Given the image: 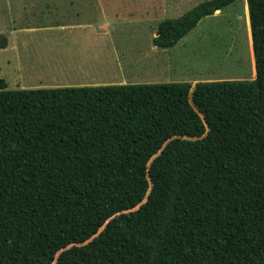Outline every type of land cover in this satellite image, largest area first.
<instances>
[{
    "label": "trees",
    "instance_id": "1",
    "mask_svg": "<svg viewBox=\"0 0 264 264\" xmlns=\"http://www.w3.org/2000/svg\"><path fill=\"white\" fill-rule=\"evenodd\" d=\"M235 1L161 21L154 44ZM248 6L251 80L0 78V264H264V0Z\"/></svg>",
    "mask_w": 264,
    "mask_h": 264
},
{
    "label": "rangeland",
    "instance_id": "2",
    "mask_svg": "<svg viewBox=\"0 0 264 264\" xmlns=\"http://www.w3.org/2000/svg\"><path fill=\"white\" fill-rule=\"evenodd\" d=\"M203 1L0 0V34L11 41L7 48H0V78L6 80L9 89L83 86L79 83L95 86L189 81L195 85L199 81L254 79L249 6V16H244L243 0L204 17L174 47L154 44L161 21L182 16ZM32 16H126L117 24L116 33L117 42L123 43L120 52L124 71L120 73L116 66L111 76L92 80L60 79L46 77L44 71L20 70L23 66L17 62L14 47L19 41L43 42L46 36L44 31L26 30L37 22Z\"/></svg>",
    "mask_w": 264,
    "mask_h": 264
},
{
    "label": "crops",
    "instance_id": "3",
    "mask_svg": "<svg viewBox=\"0 0 264 264\" xmlns=\"http://www.w3.org/2000/svg\"><path fill=\"white\" fill-rule=\"evenodd\" d=\"M247 4L248 0H243L244 16H249ZM124 18L126 16H37L35 26L26 30L44 31L46 36L43 42L19 41L14 47L17 62L23 66L20 70L44 71L46 77L60 79L92 80L111 76L116 66L121 73L124 71L120 52L123 43L117 42L116 33L117 24L125 21ZM8 42L9 46L10 39ZM51 72L54 75H50Z\"/></svg>",
    "mask_w": 264,
    "mask_h": 264
},
{
    "label": "bare ground",
    "instance_id": "4",
    "mask_svg": "<svg viewBox=\"0 0 264 264\" xmlns=\"http://www.w3.org/2000/svg\"><path fill=\"white\" fill-rule=\"evenodd\" d=\"M254 69H255V71H256V66H255V57H254Z\"/></svg>",
    "mask_w": 264,
    "mask_h": 264
},
{
    "label": "water",
    "instance_id": "5",
    "mask_svg": "<svg viewBox=\"0 0 264 264\" xmlns=\"http://www.w3.org/2000/svg\"><path fill=\"white\" fill-rule=\"evenodd\" d=\"M158 35H159V32H158Z\"/></svg>",
    "mask_w": 264,
    "mask_h": 264
}]
</instances>
